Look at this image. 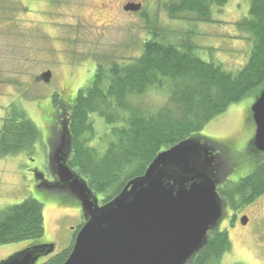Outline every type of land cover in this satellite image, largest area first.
<instances>
[{"label":"trees","instance_id":"obj_1","mask_svg":"<svg viewBox=\"0 0 264 264\" xmlns=\"http://www.w3.org/2000/svg\"><path fill=\"white\" fill-rule=\"evenodd\" d=\"M228 1H169L165 6L168 15L185 17L189 25V29L183 27L175 34L159 23L152 12L149 16L143 9L139 10L148 33L140 44L139 54L126 60L97 63L92 76L74 94L67 92L66 87L52 95L51 124L58 117L65 120L71 137L67 165L86 181L96 196L101 195L97 196L101 204L117 196L129 180L143 175L160 151L195 136L214 141L202 134L203 128L231 104L264 88V0H249L247 15L235 22L236 30L247 33L251 41L246 61L240 68L230 71L220 62L205 61L194 53L195 46L189 40L191 24L212 22L213 8H222ZM13 83L21 86L16 81ZM150 90L162 94L164 101L158 105L141 102ZM97 118L107 127L101 136L95 127ZM50 136L51 132L44 139L48 146ZM42 137L20 102H12L3 110L0 158L21 153L29 157L35 153V144L42 143ZM217 144L222 155H227L221 156L224 172L218 189L225 204L220 222L221 225L224 221L223 226L232 218L230 215V220L227 219L228 210L233 212L264 194V153L258 156L249 147L250 142L248 147L253 153L250 171L235 181L227 180L230 169L235 168L233 159L229 158L230 143ZM38 184L37 191L55 197L58 206L81 210L80 204L66 192L47 190ZM42 204L34 197H27L0 209V244L39 239L44 232ZM82 222L83 219L73 240ZM73 240L68 248L43 256L36 264H62ZM230 247L228 231L218 227L208 233L206 243L186 264H220Z\"/></svg>","mask_w":264,"mask_h":264},{"label":"rangeland","instance_id":"obj_2","mask_svg":"<svg viewBox=\"0 0 264 264\" xmlns=\"http://www.w3.org/2000/svg\"><path fill=\"white\" fill-rule=\"evenodd\" d=\"M129 1L141 2L143 12L149 16L152 12L174 34L183 27L189 29L185 17L168 15L165 6L171 0H0V116L12 102H20L43 136L31 156L21 153L0 158V209L34 197L43 203L44 219L39 239L0 244V262L32 244L54 243L52 256L72 243L82 221L81 210L60 207L55 197L37 191L34 171L43 172L50 181L44 139L50 132L52 95L66 87L74 94L92 76L97 63L126 60L141 51L140 44L148 33L139 11H123L122 6ZM248 8L249 0H229L224 7L213 8L212 22L191 24L189 40L195 46L194 53L205 61L220 62L230 71L240 68L251 41L247 33L236 30L235 22L247 15ZM44 71L51 73L47 82L36 79ZM259 92L260 88L231 104L202 130L204 136L230 143L229 158L235 168L230 169L227 180L235 181L250 171L247 167L253 153L247 146L255 129L251 106ZM164 99L150 90L141 102L158 105ZM94 122L101 136L107 127L100 118ZM228 212L231 220L219 227L228 231L231 247L220 264H264V194ZM242 215L248 218L246 225L241 223Z\"/></svg>","mask_w":264,"mask_h":264},{"label":"water","instance_id":"obj_3","mask_svg":"<svg viewBox=\"0 0 264 264\" xmlns=\"http://www.w3.org/2000/svg\"><path fill=\"white\" fill-rule=\"evenodd\" d=\"M141 7L129 1L122 9L138 12ZM50 75L45 71L39 78L47 82ZM251 118V145L264 153V88L251 106ZM57 123L48 142V168L57 180L48 181L37 170L34 176L39 186L66 192L80 204L84 222L62 264H186L219 227L225 208L216 191L224 172L219 142L195 136L160 151L143 175L101 204L67 165L71 137L67 122L58 117ZM247 220L241 217L242 224ZM54 249V243L32 244L0 264H36Z\"/></svg>","mask_w":264,"mask_h":264},{"label":"flooded vegetation","instance_id":"obj_4","mask_svg":"<svg viewBox=\"0 0 264 264\" xmlns=\"http://www.w3.org/2000/svg\"><path fill=\"white\" fill-rule=\"evenodd\" d=\"M28 1V0H27ZM33 1V0H32ZM141 3V2H140ZM142 5V4H141ZM27 8V11H29V9H28V7H26ZM36 79H38V80H42L41 78H39V77H36ZM67 96V95H66ZM64 99H66V98H64ZM64 99H62L61 101L63 102L64 101ZM61 101H60V103H61ZM59 105V104H58ZM60 106V105H59ZM57 121H58V118H57ZM57 121L52 125L51 124V126H52V129H53V126H55V127H58L59 126V124L57 123ZM255 130V129H254ZM49 137V136H48ZM253 138V137H252ZM252 138L250 139V141H249V143L251 142V140H252ZM218 142H222L221 140H218ZM224 142V141H223ZM249 143H248V146H249ZM47 144V143H46ZM47 146H48V144H47ZM248 146H247V148H248ZM252 146V148L253 149H255L254 147H253V145H250L249 147H251ZM255 152L256 153H258V156L261 154V153H263V152H258L256 149H255ZM216 154H219V152L218 151H216L215 152ZM222 157H225L226 158V154H224V155H221ZM225 158H224V160H225ZM247 169H249V167H247ZM50 175L52 176V179H50L51 181H55V180H57V176H56V174L55 173H50ZM241 177V176H240ZM220 184V183H219ZM219 184H217V191H218V189H219ZM242 216H245V215H242ZM241 216V217H242ZM247 217V216H246ZM83 219V218H82ZM230 218H228V220H229ZM248 219V218H247ZM248 221V220H247ZM83 222H84V219H83ZM82 222V223H83ZM244 225H246V224H244Z\"/></svg>","mask_w":264,"mask_h":264},{"label":"clouds","instance_id":"obj_5","mask_svg":"<svg viewBox=\"0 0 264 264\" xmlns=\"http://www.w3.org/2000/svg\"><path fill=\"white\" fill-rule=\"evenodd\" d=\"M44 72H45V71H44ZM38 77H39V76H38ZM46 167H47V172H48V173H50V172H49L48 165H47ZM37 171H39V170L37 169ZM39 172H41V171H39ZM41 173L43 174V176H45V174H44L43 172H41ZM51 178H52V176H51ZM51 178H50V179H51ZM46 180H48V181H49V179H46ZM50 181H51V180H50ZM38 182H40V181H39V180H37V181H36V183H38ZM51 182H52V181H51ZM73 241H74V240H73ZM72 245H73V244H72Z\"/></svg>","mask_w":264,"mask_h":264},{"label":"bare ground","instance_id":"obj_6","mask_svg":"<svg viewBox=\"0 0 264 264\" xmlns=\"http://www.w3.org/2000/svg\"><path fill=\"white\" fill-rule=\"evenodd\" d=\"M217 191V190H216ZM217 193H218V191H217ZM219 194V193H218Z\"/></svg>","mask_w":264,"mask_h":264}]
</instances>
